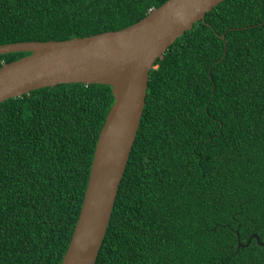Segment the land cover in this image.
<instances>
[{"label": "trees", "instance_id": "obj_1", "mask_svg": "<svg viewBox=\"0 0 264 264\" xmlns=\"http://www.w3.org/2000/svg\"><path fill=\"white\" fill-rule=\"evenodd\" d=\"M166 1L0 0V45L117 31ZM113 101L74 83L0 103V264H61ZM252 234L264 243V0H223L149 72L95 264H264L255 239L238 246Z\"/></svg>", "mask_w": 264, "mask_h": 264}, {"label": "water", "instance_id": "obj_2", "mask_svg": "<svg viewBox=\"0 0 264 264\" xmlns=\"http://www.w3.org/2000/svg\"><path fill=\"white\" fill-rule=\"evenodd\" d=\"M222 1L167 0L117 31L0 45V55L28 53L0 67V103L59 84L111 87L114 101L95 144L81 209L61 264H95L139 128L149 72L177 38ZM251 239L264 246L256 234L238 246H248Z\"/></svg>", "mask_w": 264, "mask_h": 264}]
</instances>
